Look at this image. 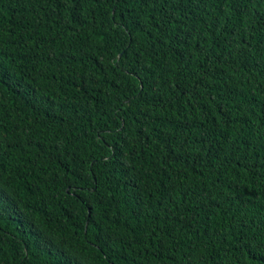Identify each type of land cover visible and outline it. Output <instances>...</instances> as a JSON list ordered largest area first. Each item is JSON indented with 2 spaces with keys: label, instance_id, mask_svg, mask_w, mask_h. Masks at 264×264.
Returning a JSON list of instances; mask_svg holds the SVG:
<instances>
[{
  "label": "trees",
  "instance_id": "trees-1",
  "mask_svg": "<svg viewBox=\"0 0 264 264\" xmlns=\"http://www.w3.org/2000/svg\"><path fill=\"white\" fill-rule=\"evenodd\" d=\"M0 264H264V0H0Z\"/></svg>",
  "mask_w": 264,
  "mask_h": 264
}]
</instances>
